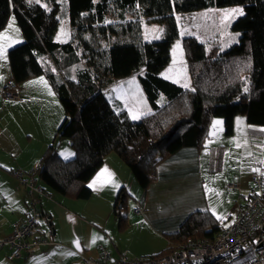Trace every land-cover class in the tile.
I'll use <instances>...</instances> for the list:
<instances>
[{"label":"trees","instance_id":"16d2710c","mask_svg":"<svg viewBox=\"0 0 264 264\" xmlns=\"http://www.w3.org/2000/svg\"><path fill=\"white\" fill-rule=\"evenodd\" d=\"M232 6L244 10L233 24L238 42L221 51L183 38L190 87L163 78L179 37L176 14ZM11 15L24 37L8 51L14 83L45 77L65 113L40 159L38 180L66 197L88 200L87 184L111 153L147 190L162 161L183 148L204 147L215 118L225 119L228 135L238 116L264 127V0H49L46 7L0 0V32ZM66 18L71 36L58 42ZM142 19L162 26L158 40H144ZM135 74L151 108L139 121L105 94L115 81ZM161 97L164 105L158 104ZM62 138L74 150L70 160L57 153ZM128 198L121 189L115 202L120 231L128 227ZM223 227L209 211L193 212L176 233L166 235L169 247L149 257L165 256L190 240H213Z\"/></svg>","mask_w":264,"mask_h":264},{"label":"crops","instance_id":"0c3cea01","mask_svg":"<svg viewBox=\"0 0 264 264\" xmlns=\"http://www.w3.org/2000/svg\"><path fill=\"white\" fill-rule=\"evenodd\" d=\"M7 48L5 52L13 47ZM136 77L137 74L117 80L105 90L107 98L113 104L119 103L133 121L145 116L140 112L131 113L125 103L131 81L134 79V83H138ZM167 80L183 86L177 80ZM11 83L14 78L9 58H0V90ZM16 86L20 101L5 99L0 93V240L11 234L15 224L24 222L29 204L27 188L11 171L28 172L39 167L41 157L52 145L65 119L63 107L45 77H35ZM183 87L188 88L190 84ZM206 142L202 148H183L162 161L147 190L141 189L129 167L115 153L105 158L89 180L87 186L92 194L88 200L66 197L38 181L50 197L42 199L39 231L50 234L51 244L17 260H11L9 250L3 248L0 264H90L101 258L102 250L109 253L111 261L122 256L140 260L168 248V240L165 246L162 239L176 233L193 212L209 211L221 221L228 216L229 222L222 223L228 225L238 214L243 204L241 197L247 196L248 191L244 190L229 203L233 214L230 210H222L225 204L218 207L206 201L205 184L201 181L204 170L210 172ZM64 143L60 140L57 153L62 159L70 160L75 156L74 150ZM248 173L243 172V176L246 174L249 186ZM121 189L129 194L134 206L133 212L126 211L128 227L125 231L119 230L114 216ZM137 203L142 206L141 215L134 212ZM149 236L161 240L150 243Z\"/></svg>","mask_w":264,"mask_h":264},{"label":"rangeland","instance_id":"374dc122","mask_svg":"<svg viewBox=\"0 0 264 264\" xmlns=\"http://www.w3.org/2000/svg\"><path fill=\"white\" fill-rule=\"evenodd\" d=\"M35 1L43 6H47L49 0H29ZM64 3V0H58ZM244 14L242 6H232L227 8H210L195 11L186 14H176L175 20L179 30V37L174 42L171 50V62L161 73L167 79L177 80L181 85L190 84L187 72L186 62L182 49V39L186 37H195L207 49L216 46L221 51L226 50L233 44L237 43L240 37L239 32L233 30V24ZM143 38L145 41L158 40L162 33V26L154 21L146 19L141 20ZM70 38V23L68 18L63 19L60 28L55 36L58 42H66ZM24 42V37L13 15H11L7 26L0 32V58H8L7 47H16ZM82 66V65H81ZM73 72V71H72ZM127 88L128 96L126 105L131 113H144L147 115L151 112L150 105L144 95L139 83L134 79ZM159 105L165 104V98L158 100ZM64 144L70 146L68 139H60ZM58 141V144L60 142ZM206 144L205 152L210 159L208 167L210 172L204 170V178L201 179L206 192V201L212 205L221 206L222 210H230L233 214V207L230 202L236 200L239 194L247 190L246 174L251 173L255 164H260L264 169V127L249 125L243 116L235 119V128L232 135L226 132L225 119L222 117L215 118L212 122L209 138ZM205 153V154H206ZM243 157V159H242ZM249 167V170L247 169ZM242 173V175H240ZM248 173V175H250ZM250 182V176H249ZM227 183L237 184L240 191L233 192L227 189ZM242 183V184H241ZM210 185H213L210 187ZM247 185V186H246ZM244 187H247L244 189ZM202 189V187H201ZM133 200L128 198L126 211L133 212ZM230 218H222V223H228ZM42 227H44V224ZM150 243L159 242L161 239L149 236L147 239ZM134 241L132 237V242ZM163 245L166 246L167 239H162ZM186 244V243H185ZM183 244V245H185ZM157 246V245H156ZM161 251V250H157ZM148 258V257H147Z\"/></svg>","mask_w":264,"mask_h":264},{"label":"built area","instance_id":"2783aa9c","mask_svg":"<svg viewBox=\"0 0 264 264\" xmlns=\"http://www.w3.org/2000/svg\"><path fill=\"white\" fill-rule=\"evenodd\" d=\"M16 90V84L11 83L3 86L0 93L5 99L20 101ZM11 174L27 188L29 197L24 222L15 224L11 234L0 240V250L7 248L9 258L17 260L51 244L50 234L39 231L42 199L50 197L38 184V167L28 172L13 170ZM227 189L241 190L236 184H227ZM249 190L247 196L241 197L243 204L238 214L213 240H190L165 256L140 260L122 256L111 261L109 253L102 250L101 258L90 264H264V171L260 164L252 168ZM134 212L143 213L140 203L135 205Z\"/></svg>","mask_w":264,"mask_h":264}]
</instances>
